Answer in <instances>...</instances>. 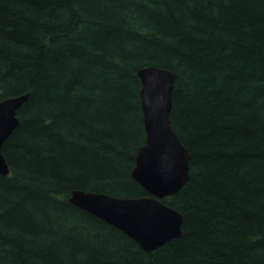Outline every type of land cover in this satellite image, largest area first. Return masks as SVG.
I'll use <instances>...</instances> for the list:
<instances>
[{"label": "trees", "instance_id": "16d2710c", "mask_svg": "<svg viewBox=\"0 0 264 264\" xmlns=\"http://www.w3.org/2000/svg\"><path fill=\"white\" fill-rule=\"evenodd\" d=\"M175 75L183 234L149 252L70 201L150 194L141 68ZM28 94L2 153L0 264H264V0H0V102Z\"/></svg>", "mask_w": 264, "mask_h": 264}, {"label": "water", "instance_id": "95a60500", "mask_svg": "<svg viewBox=\"0 0 264 264\" xmlns=\"http://www.w3.org/2000/svg\"><path fill=\"white\" fill-rule=\"evenodd\" d=\"M146 143L137 152L133 179L150 196L116 197L106 193L74 190L70 201L115 226L141 248L152 252L183 234V214L163 202L189 180L191 155L171 124L174 73L165 68L146 66L139 70ZM28 94L8 97L0 102V174L9 167L2 148L19 126L18 110Z\"/></svg>", "mask_w": 264, "mask_h": 264}, {"label": "bare ground", "instance_id": "6f19581e", "mask_svg": "<svg viewBox=\"0 0 264 264\" xmlns=\"http://www.w3.org/2000/svg\"><path fill=\"white\" fill-rule=\"evenodd\" d=\"M190 180V179H189ZM110 195V194H109ZM165 198V197H164ZM169 243V242H168ZM167 244V243H166Z\"/></svg>", "mask_w": 264, "mask_h": 264}]
</instances>
